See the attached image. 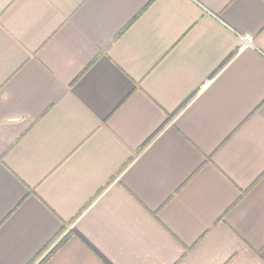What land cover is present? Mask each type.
<instances>
[{"label":"crops","instance_id":"1","mask_svg":"<svg viewBox=\"0 0 264 264\" xmlns=\"http://www.w3.org/2000/svg\"><path fill=\"white\" fill-rule=\"evenodd\" d=\"M0 264H264V0H0Z\"/></svg>","mask_w":264,"mask_h":264},{"label":"built area","instance_id":"2","mask_svg":"<svg viewBox=\"0 0 264 264\" xmlns=\"http://www.w3.org/2000/svg\"><path fill=\"white\" fill-rule=\"evenodd\" d=\"M244 40L246 43H252L253 36L252 35H246V36H244Z\"/></svg>","mask_w":264,"mask_h":264}]
</instances>
